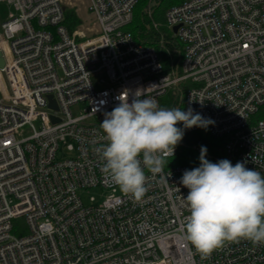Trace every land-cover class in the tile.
Returning a JSON list of instances; mask_svg holds the SVG:
<instances>
[{
	"label": "built area",
	"instance_id": "1",
	"mask_svg": "<svg viewBox=\"0 0 264 264\" xmlns=\"http://www.w3.org/2000/svg\"><path fill=\"white\" fill-rule=\"evenodd\" d=\"M8 45L0 68V264H264V243L225 242L202 256L183 238L186 170L166 157L136 201L102 172L100 124L129 103L182 94L211 123L226 160L264 175V0H184L166 13L183 47L166 71L128 30L139 0H89L99 32L81 39L61 0H0ZM52 97L57 108L51 107ZM183 129V124H180ZM72 155L58 158L61 147ZM177 146L174 157L179 153ZM108 195L85 204L80 192ZM20 220V221H19Z\"/></svg>",
	"mask_w": 264,
	"mask_h": 264
},
{
	"label": "clouds",
	"instance_id": "2",
	"mask_svg": "<svg viewBox=\"0 0 264 264\" xmlns=\"http://www.w3.org/2000/svg\"><path fill=\"white\" fill-rule=\"evenodd\" d=\"M142 95L137 92L129 103L125 92L119 105L105 113L100 128L107 145L97 149L104 162L102 172L136 201L147 192L145 169L153 175L161 173L165 158L174 157L184 130L206 129L214 123L191 108L161 107L155 98L142 99ZM206 157L207 148L201 146L200 166L186 170L180 181L189 189L184 203L190 214L183 238L202 256L226 241L264 243V177L246 162L213 163Z\"/></svg>",
	"mask_w": 264,
	"mask_h": 264
},
{
	"label": "trees",
	"instance_id": "3",
	"mask_svg": "<svg viewBox=\"0 0 264 264\" xmlns=\"http://www.w3.org/2000/svg\"><path fill=\"white\" fill-rule=\"evenodd\" d=\"M142 1L144 0H139L136 7ZM145 1H147L146 3H148V5L146 6L145 3L141 9V30L139 33L144 38L139 36V43L152 46L154 48L158 45H161L166 49V52H163L162 59L166 71L177 69L178 67H180V63L182 61L183 45L177 37L174 38L172 36H169L166 31H161L158 25L154 24V20L155 14L158 12V9L164 8L167 13L170 8L181 4L184 0ZM134 19L135 11L133 22ZM77 22L78 21L73 15H66L65 25L67 26L69 31H73L72 27H74ZM179 90L168 93L166 96H164L161 99V107L177 108L178 106H180L182 94ZM177 127L182 128L180 124H178ZM203 131H205V134H202ZM201 146H205L207 148L206 158L210 162L217 163L221 160L226 159L224 139L213 137L207 130H200L198 132H187L184 130V137L178 144L180 151L176 155V157H173L171 159V161L175 164H182L192 168H197L200 166ZM262 177H264V175H262Z\"/></svg>",
	"mask_w": 264,
	"mask_h": 264
},
{
	"label": "rangeland",
	"instance_id": "4",
	"mask_svg": "<svg viewBox=\"0 0 264 264\" xmlns=\"http://www.w3.org/2000/svg\"><path fill=\"white\" fill-rule=\"evenodd\" d=\"M147 1H142L136 8H135V19L134 22L128 27V30L131 31L134 34V37L137 42H140L139 36L144 38L142 35H140V25H141V9L144 6V4ZM148 3H146V6ZM10 11H13L12 8L9 9L8 13L6 12L3 16L2 19L6 20L8 18V14ZM154 24L158 25L159 29L161 31H166L169 36L176 37V34L174 32V28H169V25L166 20V10L164 8L158 9V12L155 14V20ZM159 56L161 59H163V52H166V49L163 48L161 45H158L155 47ZM164 61V60H163ZM0 85L3 88L1 79H0ZM202 134H205V131H203ZM72 154L66 150V146L63 145L58 153V158H67L70 157ZM80 196L83 198L85 204L90 203V198L94 197L98 202L102 201L107 195L108 192L101 190L100 188H92L89 191L84 190L83 192L79 193Z\"/></svg>",
	"mask_w": 264,
	"mask_h": 264
},
{
	"label": "crops",
	"instance_id": "5",
	"mask_svg": "<svg viewBox=\"0 0 264 264\" xmlns=\"http://www.w3.org/2000/svg\"><path fill=\"white\" fill-rule=\"evenodd\" d=\"M65 8L66 15H73L78 21L72 27V34H77L81 39L95 37L99 32L98 24L94 15L89 10V0H61ZM10 5L6 2H0V33L2 32L1 25L3 23L2 16L10 9ZM5 42V41H1ZM8 46V45H7Z\"/></svg>",
	"mask_w": 264,
	"mask_h": 264
},
{
	"label": "water",
	"instance_id": "6",
	"mask_svg": "<svg viewBox=\"0 0 264 264\" xmlns=\"http://www.w3.org/2000/svg\"><path fill=\"white\" fill-rule=\"evenodd\" d=\"M177 28H174V32H176ZM5 66V59L3 56V52L0 50V68H3ZM50 101H51V107L53 108H57L56 107V103L54 102V100L52 99V97H49Z\"/></svg>",
	"mask_w": 264,
	"mask_h": 264
},
{
	"label": "bare ground",
	"instance_id": "7",
	"mask_svg": "<svg viewBox=\"0 0 264 264\" xmlns=\"http://www.w3.org/2000/svg\"><path fill=\"white\" fill-rule=\"evenodd\" d=\"M0 49H3L4 51H6L7 54L9 53V49H8V46H7L6 42H1L0 41ZM0 79H1L2 85L4 87L3 80H2L1 77H0Z\"/></svg>",
	"mask_w": 264,
	"mask_h": 264
}]
</instances>
